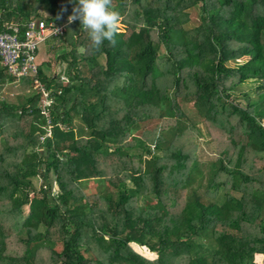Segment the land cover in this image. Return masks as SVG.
<instances>
[{
    "label": "trees",
    "instance_id": "obj_1",
    "mask_svg": "<svg viewBox=\"0 0 264 264\" xmlns=\"http://www.w3.org/2000/svg\"><path fill=\"white\" fill-rule=\"evenodd\" d=\"M73 7L0 0V32L62 26L40 44L62 69L34 74L49 106L0 66L22 87L0 99V264H264V0H113L99 50Z\"/></svg>",
    "mask_w": 264,
    "mask_h": 264
},
{
    "label": "built area",
    "instance_id": "obj_2",
    "mask_svg": "<svg viewBox=\"0 0 264 264\" xmlns=\"http://www.w3.org/2000/svg\"><path fill=\"white\" fill-rule=\"evenodd\" d=\"M61 32L62 26H54L52 23L46 25L41 20L28 21L21 28L17 24H5L0 32V66L15 79L31 78L32 85L41 95V109L49 106L51 101L42 85L34 78L37 66L34 53L46 38Z\"/></svg>",
    "mask_w": 264,
    "mask_h": 264
},
{
    "label": "rangeland",
    "instance_id": "obj_3",
    "mask_svg": "<svg viewBox=\"0 0 264 264\" xmlns=\"http://www.w3.org/2000/svg\"><path fill=\"white\" fill-rule=\"evenodd\" d=\"M185 13H187V21L184 24V28L185 29H190L193 26H195L197 24V13H198V9L197 8H190V9H186ZM42 16H45V13H42ZM124 29L123 25L119 24L118 26V31H122ZM56 43H49L48 46L46 45H38L37 47V53H36V57H35V62L36 64L40 63V62H44L45 64H47V71L46 73H54L55 75L59 74V70L62 69V66H55L54 61H55V55L53 56V52L50 50V47ZM48 50V51H47ZM61 79H65L64 76L61 75ZM35 86H31L30 89H28L26 91V95L28 93H32L33 90H36L34 88ZM21 85L18 81H14L13 83L10 84H6L3 87H1L0 89V99H4L7 102H11L15 100L16 96H20L22 94V89H21ZM33 89V90H32ZM23 95H25V93H23ZM146 125H144L145 127L149 128L152 127L154 125H156V121H148L145 123ZM198 127L200 128V132L203 135L202 137H198L196 140V156L198 158L199 161H205L207 159H210L214 156V147L213 144H205V141L210 140L208 136L204 135L205 131L202 125L198 124ZM54 189V188H53ZM84 191V189L82 190ZM21 212L22 215H26L27 213V208L26 206H22L21 207ZM130 249H132L135 253H138L139 255H141L142 257H144L147 260H152L154 259V254L148 253L145 249H138L136 246L134 245H129ZM40 258V257H39ZM41 264V263H40Z\"/></svg>",
    "mask_w": 264,
    "mask_h": 264
},
{
    "label": "clouds",
    "instance_id": "obj_4",
    "mask_svg": "<svg viewBox=\"0 0 264 264\" xmlns=\"http://www.w3.org/2000/svg\"><path fill=\"white\" fill-rule=\"evenodd\" d=\"M74 3L68 22L79 20L96 50L100 49L105 40L114 45L122 17L114 9L113 0H74Z\"/></svg>",
    "mask_w": 264,
    "mask_h": 264
}]
</instances>
